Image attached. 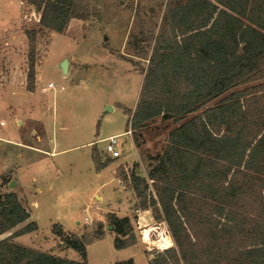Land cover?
Listing matches in <instances>:
<instances>
[{
  "label": "trees",
  "instance_id": "obj_1",
  "mask_svg": "<svg viewBox=\"0 0 264 264\" xmlns=\"http://www.w3.org/2000/svg\"><path fill=\"white\" fill-rule=\"evenodd\" d=\"M21 2L57 33L71 19L99 16L87 0ZM25 33L26 88L33 91L35 31ZM144 41L150 50L138 43L134 54L147 59L140 93L125 113L133 129L158 117L173 123L149 166L148 206L146 179L130 177L142 206L163 218L174 242L148 264H264V0H166L161 23ZM93 161L97 169L107 164L95 153ZM28 217L14 192L0 193V236ZM110 223L114 247L129 246L121 237L132 235L129 219L112 216ZM36 228L29 222L0 238V264H88L86 243L103 236L99 225L91 237L52 227L79 254L73 260L13 241Z\"/></svg>",
  "mask_w": 264,
  "mask_h": 264
},
{
  "label": "rangeland",
  "instance_id": "obj_2",
  "mask_svg": "<svg viewBox=\"0 0 264 264\" xmlns=\"http://www.w3.org/2000/svg\"><path fill=\"white\" fill-rule=\"evenodd\" d=\"M87 1L97 8L99 16L88 20L74 19L63 33H57L40 25V13L32 5L23 2L20 5L19 0H0V27L8 22L20 23L18 28L25 35L26 31H35V87L31 91H35L37 81L34 97L39 107H36L35 115L39 114L45 123L46 147L57 151L50 157L25 150L21 158L16 157L23 174V193L38 228L21 237L20 243L15 237L13 241L49 252L55 244L59 248L63 246L62 236L53 233L52 227L61 229L63 234H66L64 229L77 236L91 237L99 225L103 236L86 243V261L88 264H115L127 260L133 249L140 252L138 258L152 257L165 248L166 237L171 240V245L174 243L166 222L162 217L155 219L152 209L142 206L143 198L136 196L130 181L132 174L146 179L147 205L150 201L148 194L154 195L148 179L149 166L151 160L163 151L173 127L172 120L158 117L133 129L131 115L125 113L127 109H135L143 79L140 67L147 65V59L134 55L138 54V40H142L140 46L150 50L144 38L149 27L157 30L166 0ZM27 51L28 39L26 55ZM64 59L69 65L66 76L59 65ZM35 64L41 66L38 80ZM5 73L8 71L0 75V83L9 74ZM49 81L54 88L41 91V86H47ZM25 90L29 91L26 81ZM5 102L6 99H0V121L7 122L5 126L0 125V133H5L11 126L19 133ZM107 105L112 108L105 110ZM126 130H131V135L121 136L124 143L122 156L108 158L103 151V139ZM38 134L39 131L36 133L33 129L30 137ZM89 141L91 144H87ZM9 150H6L7 156ZM2 152L0 145V160ZM93 153L99 162L107 163L100 170L93 162ZM32 157H36L34 161L26 163L25 159ZM26 165L29 169L24 173ZM33 174L36 179H32ZM11 176L0 175V193L14 192L20 199V193L14 191L16 184L9 188ZM119 179L123 180L122 183ZM140 190H143V183ZM21 202L26 205V201ZM84 207H88L87 215L93 221L91 225L83 223ZM112 216L129 219L132 235L121 236L131 242L126 247L129 249L114 247L116 234L110 223ZM18 226L21 225L10 231L19 229ZM67 257L79 259V254L70 249Z\"/></svg>",
  "mask_w": 264,
  "mask_h": 264
},
{
  "label": "crops",
  "instance_id": "obj_3",
  "mask_svg": "<svg viewBox=\"0 0 264 264\" xmlns=\"http://www.w3.org/2000/svg\"><path fill=\"white\" fill-rule=\"evenodd\" d=\"M19 2L21 5V0H19ZM72 20L74 19H71L70 23ZM8 23L0 27V75H2L4 71H8L9 73V74L5 73L8 75L5 76L6 78L5 81L0 83V99L3 100L4 98L7 100V102H5L7 104L6 109L8 111V114H10L11 118L14 120V124H17L15 125L16 128L19 127L18 128L19 133L16 132L14 126L13 128L12 126L8 127L5 133L3 132L0 133V145H2L4 152V153L2 152L3 154H1L2 159L0 160V175H10V176L12 175L11 178L13 179L11 180H14L17 187L16 190L14 191L20 193L21 196L19 197L21 200L19 199V201L29 213V217L24 222V224H20L22 226L25 225V223L27 222H34L35 224L36 222L35 220L32 219L31 211L29 209L26 196L23 193V186L21 181L23 178V174L20 171L21 167L19 166L16 157L21 158L25 154L26 152L25 150L27 151L34 150L41 155L50 156V157H52L53 154L57 153V151H55L54 149L50 150L49 147H46L45 123L43 122V119L39 114L35 115V112L39 107L38 106L39 103L35 102V97H34L38 88L37 81L34 92L25 90L26 72L28 70L27 55H26V47H27L26 35L20 28H18L20 23L19 24L11 23V22L9 24ZM20 48H22V50ZM40 68H41L40 65L35 64L37 80L38 78H40L39 76ZM68 73H69V65H68L67 74ZM19 74L21 75L20 77L21 79L18 78ZM40 90L41 91L48 90V87L44 84L41 86ZM0 125L5 126L7 125V122L0 121ZM34 127H36V129ZM32 128L36 133L37 130L39 131V134L36 137H30L31 132H33ZM15 135H19L18 138H16ZM24 137H26L27 139ZM91 142L92 141H89L87 142V144H91ZM13 147L16 148L21 147L22 149H20V151H17ZM8 148L10 149L9 150L10 154L7 156L6 150ZM35 158L34 157H32L31 159L26 158L25 159L26 163L33 162ZM24 167H27V168L22 167L25 173V171L29 168L27 165ZM99 170H97L98 176L100 175ZM31 173L34 172L31 170ZM32 179H36L35 174L32 175ZM97 197L98 196H96V198ZM21 201H26L27 206L23 204ZM63 231L66 232L67 234L71 233L64 229ZM6 233H8L7 235H9L11 231L10 232L8 231ZM25 234H29V232L15 237L16 239H18L16 241L19 242V239L25 236ZM62 244H63L62 248L57 247V244H55L53 246L54 248H52V250L49 252L57 256L59 255L61 257L68 258L67 252L71 248H69L68 246L64 245V243L61 242V245ZM125 249H129V247ZM138 253L140 254V252L135 251L133 249L132 254L129 255L128 258L132 259L134 264H148V260L151 258V255H149V257L144 255L143 258L140 257L138 258L137 257ZM68 259H72V258H68ZM79 259H73V260H79Z\"/></svg>",
  "mask_w": 264,
  "mask_h": 264
},
{
  "label": "built area",
  "instance_id": "obj_4",
  "mask_svg": "<svg viewBox=\"0 0 264 264\" xmlns=\"http://www.w3.org/2000/svg\"><path fill=\"white\" fill-rule=\"evenodd\" d=\"M53 86L54 85L52 82L47 83L48 88H53ZM127 134L131 135V130H126L123 133L110 135V136L103 139V142H104L103 151L108 158L115 159V158H119L120 156H122V146L124 143L121 140V136L127 135ZM124 170H125L126 174L128 175L127 168H125ZM122 181L123 180L119 179L120 183H122ZM82 213H84L83 223L86 225H91L93 223V221L87 215L88 214V207L82 208ZM163 247H165V244H163Z\"/></svg>",
  "mask_w": 264,
  "mask_h": 264
},
{
  "label": "water",
  "instance_id": "obj_5",
  "mask_svg": "<svg viewBox=\"0 0 264 264\" xmlns=\"http://www.w3.org/2000/svg\"><path fill=\"white\" fill-rule=\"evenodd\" d=\"M59 65H60V68L63 71V73L66 75L68 72V60L67 59L62 60ZM111 108H112L111 105H107L105 110L111 109ZM14 185H15L14 180H11L9 182V188H13Z\"/></svg>",
  "mask_w": 264,
  "mask_h": 264
},
{
  "label": "bare ground",
  "instance_id": "obj_6",
  "mask_svg": "<svg viewBox=\"0 0 264 264\" xmlns=\"http://www.w3.org/2000/svg\"><path fill=\"white\" fill-rule=\"evenodd\" d=\"M143 237H144V234H143ZM166 242H165V247H168L171 245V240L168 239V237L165 238Z\"/></svg>",
  "mask_w": 264,
  "mask_h": 264
}]
</instances>
